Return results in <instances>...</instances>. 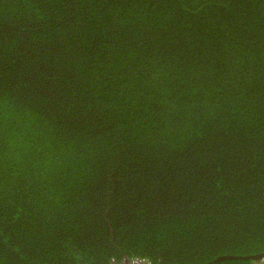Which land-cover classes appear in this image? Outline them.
<instances>
[{"label":"trees","instance_id":"16d2710c","mask_svg":"<svg viewBox=\"0 0 264 264\" xmlns=\"http://www.w3.org/2000/svg\"><path fill=\"white\" fill-rule=\"evenodd\" d=\"M263 260L264 0H0V264Z\"/></svg>","mask_w":264,"mask_h":264},{"label":"water","instance_id":"95a60500","mask_svg":"<svg viewBox=\"0 0 264 264\" xmlns=\"http://www.w3.org/2000/svg\"><path fill=\"white\" fill-rule=\"evenodd\" d=\"M234 258H239V257L238 256H222V257H219L218 259H216V261L224 260V259H234Z\"/></svg>","mask_w":264,"mask_h":264},{"label":"bare ground","instance_id":"6f19581e","mask_svg":"<svg viewBox=\"0 0 264 264\" xmlns=\"http://www.w3.org/2000/svg\"><path fill=\"white\" fill-rule=\"evenodd\" d=\"M147 258V257H146ZM144 260H146V259H144ZM257 260V259H256ZM264 261V260H263ZM257 262V261H256ZM151 263H153V262H151ZM258 263V262H257ZM115 264V263H114ZM145 264V263H144ZM261 264V263H260ZM263 264V263H262Z\"/></svg>","mask_w":264,"mask_h":264},{"label":"built area","instance_id":"2783aa9c","mask_svg":"<svg viewBox=\"0 0 264 264\" xmlns=\"http://www.w3.org/2000/svg\"><path fill=\"white\" fill-rule=\"evenodd\" d=\"M131 263H132V262H131ZM131 263H130V264H131ZM136 263H137V264H138V263H140V264H141L142 262H141V261H140V262H139V261H137Z\"/></svg>","mask_w":264,"mask_h":264}]
</instances>
